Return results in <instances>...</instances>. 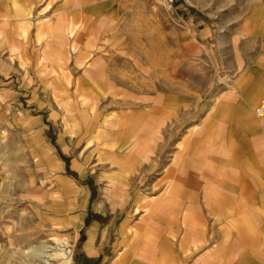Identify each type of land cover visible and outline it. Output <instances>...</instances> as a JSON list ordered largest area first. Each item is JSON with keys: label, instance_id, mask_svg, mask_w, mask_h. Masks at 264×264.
I'll use <instances>...</instances> for the list:
<instances>
[{"label": "rangeland", "instance_id": "obj_1", "mask_svg": "<svg viewBox=\"0 0 264 264\" xmlns=\"http://www.w3.org/2000/svg\"><path fill=\"white\" fill-rule=\"evenodd\" d=\"M44 65L57 66L50 77L40 74ZM245 93L259 94L257 115L264 0H176L173 10L160 0H0V264H43L31 246L62 248L55 239L64 237L76 264L92 235L97 264L117 255L126 244L121 225L132 231L146 217L145 208L132 212L137 195L156 200L176 158L195 184L203 166L194 152L220 143L212 139L216 104L228 101L235 112ZM100 115L107 128L109 119L127 123L110 128L104 144L125 135L142 144L131 154L143 152L145 177L135 178L131 196L122 190L124 166L110 164L100 144ZM220 150L214 158L227 178L233 165ZM255 168L264 172V163ZM241 203L264 205V191H246ZM209 227L222 258L248 247L230 228L220 243L216 223Z\"/></svg>", "mask_w": 264, "mask_h": 264}, {"label": "crops", "instance_id": "obj_2", "mask_svg": "<svg viewBox=\"0 0 264 264\" xmlns=\"http://www.w3.org/2000/svg\"><path fill=\"white\" fill-rule=\"evenodd\" d=\"M167 8L174 9L172 6ZM30 12L31 10L27 9L24 13L27 15ZM5 20L9 22L10 19ZM72 50L75 51V48ZM42 55L43 58H48L47 51H42L40 58ZM44 67L40 74L50 77L57 66ZM258 95L243 94L242 99L238 100L235 112L229 111L231 105L228 101L216 104L214 121L219 125V132L212 135V139L219 141L221 146L204 144L196 149L194 162L197 166H203L195 175L196 183L187 182L188 175L193 174L185 173L181 167L182 163L179 164V158L174 159V164L166 171L168 180L165 182V188L156 200H149L142 194L137 195L132 212L137 213L145 208L146 217L142 218V222L136 224L132 231L126 230L125 223L121 225L120 233L124 236L126 244L117 255L107 257L102 264H264V255L261 256L264 223L260 219L261 213L264 215V205L241 203V195L246 191L252 195L257 190L264 191V172H257L255 168V162L264 163V115L258 116L253 113ZM262 100L264 96L261 102ZM104 119L100 115L99 130L102 136L100 144H104L110 138V128L124 130L127 125L125 120L109 119L111 127L107 128L105 124L103 127L101 125ZM130 141L131 136L125 135L121 144L103 145L110 164L124 166L122 190L125 194L129 192L128 196H131L132 192L135 193V178L143 180L145 177L142 173L143 152L131 154V149L141 147L142 144H130ZM241 144L248 145L250 155H247V150ZM220 148L221 157L230 159L228 163L233 165L227 178L221 177L223 173L221 165L219 168V160L214 158L215 151ZM215 165L218 167L216 170L213 169ZM118 170L122 174L119 167ZM192 186L196 192L191 189ZM214 189L219 190L217 194L221 197L220 200H214ZM228 197H232L233 203H228ZM95 204L98 206L99 202L95 201ZM199 214L200 216H197ZM100 217L102 218L101 215H96L95 223ZM211 222L218 226L216 231H221H217L221 237L220 243L225 241L222 230L230 228V233L235 235L237 244L248 247L244 252H239V249L231 259L222 258L224 250L220 247L214 252V247L209 244L213 239L211 234L214 229L209 227L212 225ZM79 234L77 231L74 239ZM94 237L92 235L85 240L79 249L80 264H97L101 261L102 251L94 253L95 248L91 247ZM73 247L72 241V251ZM72 258L74 261V256ZM74 263L76 264L75 261Z\"/></svg>", "mask_w": 264, "mask_h": 264}, {"label": "bare ground", "instance_id": "obj_3", "mask_svg": "<svg viewBox=\"0 0 264 264\" xmlns=\"http://www.w3.org/2000/svg\"><path fill=\"white\" fill-rule=\"evenodd\" d=\"M162 2L165 4V6L171 7V5L166 3L164 0ZM263 101L264 100H262V102ZM87 121H90V118H87ZM44 147L45 155L49 157L50 155L48 156L47 153H49L50 150L48 147ZM58 241H60V244L62 243V248L56 249L57 246L54 247L51 244L45 243L42 244L40 248L31 246V249L34 251L36 256L40 257L43 264H75L72 259V245L70 244V239L68 237H64L60 240L55 239V242L58 243Z\"/></svg>", "mask_w": 264, "mask_h": 264}, {"label": "built area", "instance_id": "obj_4", "mask_svg": "<svg viewBox=\"0 0 264 264\" xmlns=\"http://www.w3.org/2000/svg\"><path fill=\"white\" fill-rule=\"evenodd\" d=\"M163 1V0H160ZM166 3L170 4L172 7H174L175 5V1L176 0H164ZM257 115L258 116H263L264 115V101L262 103L259 104V106L257 107Z\"/></svg>", "mask_w": 264, "mask_h": 264}]
</instances>
